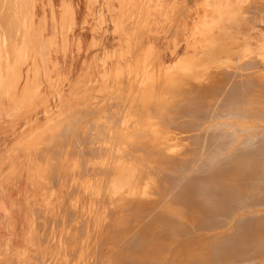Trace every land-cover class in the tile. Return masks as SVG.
<instances>
[{
  "label": "rangeland",
  "instance_id": "rangeland-1",
  "mask_svg": "<svg viewBox=\"0 0 264 264\" xmlns=\"http://www.w3.org/2000/svg\"><path fill=\"white\" fill-rule=\"evenodd\" d=\"M236 1L239 7L234 9L239 11L232 15L236 19L226 20L224 4L229 0H0V135L9 143L4 158L0 159V185L13 182L16 174L26 176L31 198L23 202L27 209L23 207L18 212L24 215L26 228L34 229L36 237L32 243L26 242L19 248H1L0 260H9V264H75L82 251L84 264H140L138 258L123 252L121 236L136 216L137 198L133 196L119 202L103 199L96 209H87L84 206L90 191L77 189L78 185L86 186L88 178L103 174L98 168L102 151L88 149L90 144L86 140L98 139L92 146L103 147L100 139L109 131L119 130L123 120L131 115L141 121L135 128L142 125L143 117L149 114L152 121L164 125V131L183 132L181 136L205 132V138L215 137L213 142L215 139L216 143L219 139L217 144L207 147L222 151L229 140L227 146H237L243 152L240 155H245L243 160L248 154L252 155L249 156L254 159L252 162L264 164V154L255 149L264 140V64L255 58L247 59L239 46L244 42L251 47L252 55L256 54L259 41L253 39L251 45L246 30L253 24L263 25L259 23L262 20H257L264 19V0ZM217 5V10L223 13L222 34L219 36L214 31L218 38L203 50L197 42L189 45L188 42L195 40V33L207 25V14L212 11L209 8ZM237 24L242 33L232 35ZM176 61L182 73L197 69L195 75L172 70ZM161 66L167 71L162 73ZM151 72L154 78L146 79ZM21 81L23 85L19 86ZM161 106L165 107L162 111L154 108ZM9 108L12 110L8 111ZM210 126L214 127L210 130ZM143 129L147 133L151 131V127ZM218 133L221 138L216 136ZM25 135L31 137L28 140L32 151L22 149ZM114 146L121 147V144ZM134 146L139 145H129ZM251 150L253 152H249ZM134 151L133 148L125 150L123 161L137 162L135 168L142 177L147 167L144 164L149 160L141 158L139 150ZM22 153L27 156L21 167L18 158ZM248 159L245 162L241 159L244 164L240 162L237 168L248 164ZM241 160L239 158L238 162ZM237 168L219 177L224 186L235 184L231 176L238 175ZM240 169L241 173L237 172L244 175ZM263 172L264 165L260 168L264 176ZM240 174L241 179H249V183L244 180L247 186L242 183L239 189L241 201L249 200L243 202L247 205L249 202L250 206L252 202L254 206L259 204L256 208L250 207L252 212L248 206L250 212H247L264 218L261 186L264 177L259 174L247 178L245 174L243 178ZM227 175L230 177L226 178ZM221 182L214 184L221 186ZM248 186L250 189L244 188ZM235 192L220 191L223 195L217 192L218 199L207 196V200L214 199L216 203L212 218L224 219L225 208L228 210L231 203L234 205ZM238 195L234 196L235 205L240 202ZM21 197L16 200L21 201ZM128 203L136 209L131 210ZM233 209L229 210L232 219L236 214ZM153 211L156 216L158 210L151 208L139 215L140 227L145 232L159 225L158 221H142L151 218L146 212ZM161 230L155 228L154 233ZM135 240L133 233L129 235L125 240L129 245L126 248L137 249L139 244ZM145 241L149 245L156 242L155 238ZM259 243L249 244L253 250L260 251L252 255L255 260H251V264H264V244Z\"/></svg>",
  "mask_w": 264,
  "mask_h": 264
},
{
  "label": "bare ground",
  "instance_id": "bare-ground-1",
  "mask_svg": "<svg viewBox=\"0 0 264 264\" xmlns=\"http://www.w3.org/2000/svg\"><path fill=\"white\" fill-rule=\"evenodd\" d=\"M207 6H209V5H207ZM224 6H225V4H224ZM217 7H218V5H217ZM209 9L212 10L211 11L212 14H213V12H215L217 14V16L215 15V13L212 16V14L209 11V13L207 14V16L209 15V20L207 22V25L202 30H199L198 32L195 33L197 36L194 37L195 40L193 42H188L189 45L193 44V46L197 42L198 46L201 47V50L208 47L211 44V41L213 39L218 38V37L215 38L214 31H216L219 36H220V34H222L221 32L223 31V27L221 26V21H220L221 15L223 13L220 12L219 10H217V8H209ZM214 16H216V17H214ZM260 20H262V18L261 19L258 18L257 21H260ZM219 22H220V25H219ZM257 30H259V29H257ZM258 41H259V48L257 50H255L256 54H254V55H252L253 51H252L251 47L246 45L244 42H242L241 45H239V46L241 47V50L245 53L247 59L255 58L259 62L264 64V39H258ZM104 61L105 60L101 59L102 63H104ZM178 62L179 61H176L173 65V67L172 68L170 67V68L172 70L175 69V71H177L181 74H184V75H193V73L195 75V71L197 69H192L191 71H188L186 73H182L181 72L182 67H181V65L179 66ZM213 67L219 68V67H227V66H213ZM188 68H189V66H188ZM188 68H186V69H188ZM160 71L162 73L166 72L167 68L161 66ZM168 72H169V70H168ZM145 77H146V79L147 78L153 79L154 74L151 72V74L146 75ZM34 95L35 94H33V96ZM154 108L157 111H162L163 109H165V107H162V106L157 107V108L154 107ZM220 117H221V115H220ZM237 117H234V118H237ZM180 119H182V118H180ZM143 120H144L143 121L144 123L142 125H140L139 127L135 128L139 119L133 115H131L129 118L128 117L125 118L123 120V124L119 130L109 131L102 139H100L101 144H104L103 147L100 146V148H96V147L92 146V145H94V142H99L98 139L95 141H94V139L86 140L87 142H89V144H90L89 146H92V147L87 146L88 149H90V150L99 149L102 151L100 153L101 155L99 156L101 161L98 164V168L103 170V174L101 176L91 177L88 179L85 176L87 179V184L85 183L86 186L85 185L83 187H82V185L77 186L78 190L79 189L80 190L86 189V190L90 191V195H89V197H87L88 200H87V203L84 207H86L87 209L89 207H91V208L95 207V209H96V206L98 205V207H99V203H101V201L103 199H105V200H110V199L113 200L114 199V200L119 202L122 200L125 201L126 198H129V197L131 198L133 196H135L137 198V199L134 198V199H136L135 201H137L136 207H137L138 211L135 210L136 213L134 212V214L136 216H133V214H132V216L134 217V219L132 221H130V222H132V224H131V226L126 227L123 232H121V236H122V240H124V241H122L123 247L125 248V250H123V252H125V254L135 256V258H138L140 260L139 261L140 264H241V263L244 264L245 262L249 263L251 260H255L254 258H252V255L253 254L258 255V254H260L259 253L260 251L257 250L258 251L257 252L255 249L253 250V248L250 247L249 244H251L254 241H255V243L257 241L260 243L262 241H264V218H262V217L256 218L257 216L251 215V213L249 214V212L251 211V208H254L255 206L257 207V205L259 207V204L257 203V204H255V206L252 205V203H253L252 199L250 200V202H252L251 203L252 207L249 205L250 204L249 202H247L248 205L245 204L246 202H243V201H249V200L243 199V201H241V199L243 197L241 198L240 194H242V191L240 192L239 189L242 186L241 184L244 183V180H245L244 175L248 174L246 176L247 178L249 175H254V176L257 175L258 176L259 174H261L260 168H262L264 164L261 163V161L260 162H258V161L252 162L251 160L253 158L249 157L252 155H248L247 152L245 151L247 154L246 157L251 158L250 160L248 158L244 159L245 161L247 159L250 161V162L247 161L249 163L245 164V166H244V167H246V169H249V171H246V169L243 166L242 167L245 170H243V168L241 166H239L237 168L239 163L242 162L245 155L244 156L240 155V153H243V152H241L237 148V146L236 147H233V145L230 147L227 146V144H229V142H230L229 140L226 141V143L228 142L226 144V146L224 145L226 148L223 146L224 148L222 149V151H220L221 149L219 150L218 148L207 147V145H211V144L216 143L215 142L216 140L214 139V142H213V138H215V137H213V138L210 137L212 139L205 138L204 137L205 132H204V134L198 133L196 136H195V134L193 136V135H190L189 133H188L189 135H187V136H181V133H183V132H175L174 130H169V129H168V131L162 130V127L164 125L162 123L157 122V121L156 122L152 121L151 116L149 114H146L143 117ZM240 120H242V118H240ZM253 120L256 122L255 119H253ZM139 122H141V121H139ZM166 122H169V121H166ZM164 124H167V123H164ZM173 124H175V123H173ZM202 124H204V123H202ZM216 124L214 123V125H216ZM219 125H221V122ZM143 127H146L148 129L151 127L150 133H147L145 131L146 129H143ZM212 127H214V126H212ZM212 127L210 126V130ZM255 128H257V127H255ZM237 131H239V129ZM114 133H116V134H114ZM233 133H234V130H233ZM220 135H222V134H220ZM223 135H224V133H223ZM216 136L219 137V133H218V135L216 134ZM236 137H237V135H236ZM219 138H221V137H219ZM230 138H231V136H230ZM241 139H240V141H241ZM218 140H217V143H218ZM231 140H233V139H231ZM220 141L222 142V140H220ZM247 141H249V140H247ZM247 141H245V142H247ZM263 142H264V140H262V142H260V144H259L260 146H258L257 148L255 147V149L258 150V153L260 151L264 154V143ZM114 143L115 144L120 143L121 147H115ZM244 143H242V145ZM130 144H136V145L138 144L139 146L129 147ZM223 144H225V142ZM234 144H235V142H234ZM129 148L131 150L133 148V151L139 150V152H140L139 154L141 155V158H147L149 160V162H146V164H144L147 167L145 168V171H144L145 175L142 177H139V174L136 171L137 162L134 163V162H126V161L124 162L123 161V159L125 157V150L127 151ZM249 148L250 149L254 148V146L249 147ZM249 148L247 147V149H249ZM206 149H209L208 152L205 151ZM135 151H134V153H136ZM249 152H253V150H251ZM262 153H259V154H262ZM241 156H242V158H241ZM239 158H240V160L241 159L242 160L238 162ZM260 160H261V158H260ZM223 161H225V163H223ZM244 162H242V163L244 164ZM78 166H76V167H78ZM138 167H139V165H138ZM234 168L238 169V170L235 169L236 170L235 172L238 173V175H237L238 177H240L239 174L241 173V171H239V169L242 168L240 170H242V172H244L245 174L243 175V173H242L240 175H243L244 179H241V177L238 179V177L236 175H233L234 177L231 176V173L234 172V170H233ZM228 169H231V170L228 171ZM77 171H78V168H77ZM237 171H239L240 173ZM229 172H231L230 176L232 178H234L235 184L229 185L227 183L228 185L225 184V186H224L223 183L221 182V180H219V177L225 176V174H227V173L229 174ZM230 176L227 175L226 178L230 177ZM17 177H18V174H17ZM235 177H237V179ZM249 178H251V177H249ZM228 179H230V178H228ZM247 180L249 181V179H246L245 181H247ZM223 181H225L224 183H226V181L229 182V180H223ZM232 181L233 180H231V182ZM248 181H247V183H249ZM214 182H218V183L221 182L223 187H221L222 185L220 186V184H218V185L214 184ZM263 182H264V180H263ZM36 183H37V181H36ZM252 185H253V183H252ZM14 186H15V184H14ZM245 186H247V185L245 184ZM253 186H255V188H256V185H253ZM261 186H262V192H263L264 183H263V185L261 184ZM248 187H244V188L250 189V186H248ZM251 188H253V187L251 186ZM255 188L253 189V191L257 190V188L256 189ZM235 190L237 193L235 192L236 194L233 193V195L236 197L238 195V193L240 192L238 195L240 198L238 197L237 200L238 201L240 200L239 203L243 202L244 204H242V203L239 204L237 201L238 204L235 205L236 199L233 196V198L232 197L231 198L233 199L234 205L230 202L231 205L228 206V210H226V208H225V211L223 212L224 213V216H223L224 219L223 220L221 218L215 219L216 216L214 218H212L213 214L211 211L215 209L214 205L216 203H214V199L212 201V200H207V198H209V197L216 198L217 197V199H218L219 194H217V192L220 193V191L229 192V191H235ZM242 190H244V189H242ZM206 191H208V193L209 192L212 193V195L211 194L209 195ZM249 192L251 193L252 191H247V194H249ZM215 193L217 195H215ZM222 193H224V192H222ZM222 193H220V194H222ZM254 193H255V196L257 198L258 194L256 195V192H254ZM257 193L260 194V192H257ZM244 194L245 193H243V195ZM251 194H253V193H251ZM207 196H209V197H207ZM255 196H254V198H255ZM229 198H228V200H229ZM249 198L250 197H248V199ZM72 199H73V197H72ZM232 199H230V200L232 201ZM127 201H131V200H127ZM260 201L263 202L262 199H260ZM132 203H130V205L128 203V207L131 210L136 209ZM105 205H108V203ZM248 206H249V208L251 207L250 211L248 210ZM260 206H261V203H260ZM117 207H118V205H117ZM108 208H109V206H108ZM150 208L158 210L156 212V216H154V211L150 212V213L146 212V214L148 216L150 215L151 218H149V219L145 218L142 221H145V220H148V221L150 220L151 222L158 221L159 223H157V224H159V225L157 226V224H156L157 227H152V228H150V229H152L150 232H145L140 227L139 215L144 214L145 211L149 210ZM231 209H233L234 214L236 213L234 215L233 219L231 218V215H233V214H231V212H232ZM101 210H102V208H101ZM247 211H249V212H247ZM254 211L255 210H253V212ZM102 212H104V211L102 210ZM106 212H107V210H106ZM85 213L86 212H84V214ZM119 213H121V212H119ZM101 214H103V213H101ZM216 214H217V212H216ZM219 214H221V212ZM92 215H93V212H92ZM99 217H101V215H99ZM102 217H104V216H102ZM217 218H218V215H217ZM104 219H105V217H104ZM100 220H101V218H100ZM94 221L96 222L97 220H94ZM155 228H162L163 230L159 231L158 233H154V232H156V231H154ZM90 229H91V227H90ZM132 233H133V235L136 236L135 242L139 244V247L137 249L135 248L133 251L126 248L128 243H126L127 241H125L126 239H129V235H131ZM85 234L86 233L84 232V234L82 236H84ZM147 238H155V241H156L155 244L149 245L148 243H146L145 240H147ZM263 244H264V242H263ZM79 245H80V243H79ZM259 247H258V249H259ZM249 249H252L253 251H250ZM78 250H81V249H78ZM255 251H256V253H254ZM73 252H75V250ZM76 252H78V251L76 250ZM86 252H87V250H86ZM82 255H83V252L81 251V253H79L80 258L76 259L74 261L75 264H84L85 257H82V259H81ZM256 259H258V258H256ZM82 261H84V262H82ZM128 262L130 263V261H128ZM253 263L254 262H252V264ZM250 264H251V262H250Z\"/></svg>",
  "mask_w": 264,
  "mask_h": 264
},
{
  "label": "crops",
  "instance_id": "crops-1",
  "mask_svg": "<svg viewBox=\"0 0 264 264\" xmlns=\"http://www.w3.org/2000/svg\"><path fill=\"white\" fill-rule=\"evenodd\" d=\"M233 1L234 2H232V0H229L228 3H225V6H226V7H224V8H226L225 12L227 10L229 11V12L227 11L225 13V17H226L225 19L230 18V17H231L230 19H236L232 15H236L237 11H239L237 9L235 11V9H234L235 6H237L239 4L236 0H233ZM238 1L240 3L242 0H238ZM237 7H239V6H237ZM256 7H259V6H256ZM211 8H217V6H211ZM259 23H262L263 25L257 26L256 24H253V25H250V27L248 29V36L246 38H250V44L251 45L253 43L252 42L253 39H257V40L258 39H264V34H263L264 33V19H263V17H262V22H259ZM228 24H230V23H228ZM235 27H236V30H234V33H233V31H231L233 33L232 35H235L236 33L238 34V32L239 33L241 32V29L238 28L239 27L238 24ZM235 27L232 26V28H235ZM256 28L259 30H257ZM231 32H230V34H231ZM108 38H111V37H108ZM16 85H17V83L14 84V86H16ZM18 85L22 86L23 85L22 81ZM5 109L3 111H5ZM10 110H12V109L9 108L8 111H10ZM0 112H1V107H0ZM0 118H2L1 114H0ZM0 134H1V132H0ZM29 137H30L29 135H25V138L23 141L24 146L22 148L23 151H25V150L32 151L33 150L31 145H30V140H28ZM8 144L9 143L5 142V137L0 135V159L4 158L5 150L7 149ZM25 156H27V155L22 153L21 156L18 158V160H20L19 165L21 167H22V165L25 164V163L22 164V162L25 159ZM27 182H28V179L26 178V176H24V174L20 173V174H18V177L16 174L13 182H9L6 184L4 183L3 186L0 185V250H1V248H5V247L6 248H8V247L9 248H19V247L23 246L26 242L31 241V243H32L36 239V237L34 235V229L26 228L25 217H24V215L22 216L20 214V212H18L19 209L21 210L23 207L26 208L27 204L23 203L24 200L31 198V191L28 188V185H26ZM14 184H15V186H14ZM13 193H14V195H12ZM19 196L20 197L22 196L21 198H23V199L18 202L16 200V198ZM27 220L29 221L28 217H27ZM0 264H9V260H0Z\"/></svg>",
  "mask_w": 264,
  "mask_h": 264
}]
</instances>
